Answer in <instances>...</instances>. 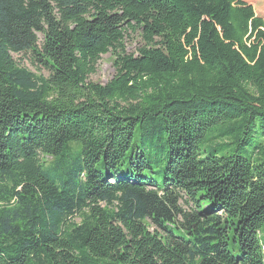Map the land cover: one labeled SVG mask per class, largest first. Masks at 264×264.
Masks as SVG:
<instances>
[{"label":"trees","instance_id":"trees-1","mask_svg":"<svg viewBox=\"0 0 264 264\" xmlns=\"http://www.w3.org/2000/svg\"><path fill=\"white\" fill-rule=\"evenodd\" d=\"M263 227L248 0H0V264H264Z\"/></svg>","mask_w":264,"mask_h":264},{"label":"rangeland","instance_id":"rangeland-1","mask_svg":"<svg viewBox=\"0 0 264 264\" xmlns=\"http://www.w3.org/2000/svg\"><path fill=\"white\" fill-rule=\"evenodd\" d=\"M248 1L254 7L255 13L261 15L264 18V0ZM39 38L41 39L40 36ZM124 44L127 53L135 54L137 52V49L143 45V42L137 32H129V34L125 38ZM13 57L21 66L28 68L29 70L38 75L47 76V72L44 69H41L37 65V63L32 60L30 54H13ZM113 61L114 55H112L111 52L101 55L100 59L97 62L95 72L88 77V80L100 84H105L107 81H109L115 73ZM260 137L261 136L257 134L254 143L245 147L242 150H239L238 153L244 157H247L253 149V146H255L259 142ZM262 234L264 235V227L262 228Z\"/></svg>","mask_w":264,"mask_h":264}]
</instances>
